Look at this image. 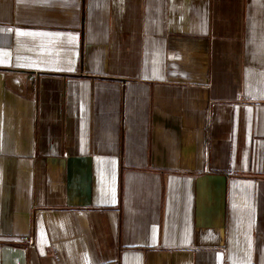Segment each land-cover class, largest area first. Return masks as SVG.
Returning a JSON list of instances; mask_svg holds the SVG:
<instances>
[{
	"label": "crops",
	"instance_id": "0c3cea01",
	"mask_svg": "<svg viewBox=\"0 0 264 264\" xmlns=\"http://www.w3.org/2000/svg\"><path fill=\"white\" fill-rule=\"evenodd\" d=\"M0 264H264V0H0Z\"/></svg>",
	"mask_w": 264,
	"mask_h": 264
},
{
	"label": "built area",
	"instance_id": "2783aa9c",
	"mask_svg": "<svg viewBox=\"0 0 264 264\" xmlns=\"http://www.w3.org/2000/svg\"><path fill=\"white\" fill-rule=\"evenodd\" d=\"M20 242L22 244L29 245L31 243V238L28 235L22 236L21 239H20Z\"/></svg>",
	"mask_w": 264,
	"mask_h": 264
}]
</instances>
